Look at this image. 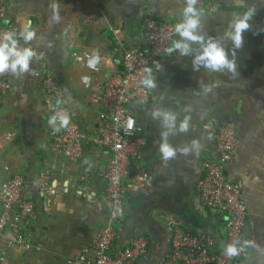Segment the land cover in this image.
I'll return each mask as SVG.
<instances>
[{"label":"crops","instance_id":"obj_1","mask_svg":"<svg viewBox=\"0 0 264 264\" xmlns=\"http://www.w3.org/2000/svg\"><path fill=\"white\" fill-rule=\"evenodd\" d=\"M52 3L60 6L61 21L55 24L49 19ZM212 5L218 10L213 11ZM183 6V0L6 1L7 17L1 24L18 34L25 27L35 31L31 42L20 41L22 47L43 53L30 68L53 76L85 141L78 164L56 153L50 136L56 131L48 122L51 104L39 80L27 73L11 74L10 92L0 96V188L22 177L21 197L33 203L36 219L25 228L28 249L12 248L6 237L0 238V264H69L90 247L110 213L102 173L111 155L91 141L99 125L103 89L122 70L114 61L125 50L146 49V22L158 19L177 24ZM197 7L204 11L203 32L216 38L228 30L233 14L255 7L251 28L236 50L237 76L227 71H193L192 57L176 52L153 62L157 87L149 89L150 104L128 108L138 135L146 142L141 161L144 176L124 181L128 190L124 215L110 252L143 236L149 240L148 251L135 264H159L171 253L175 224L196 235L207 234L223 246L225 215L202 205L196 188L204 162L216 158L211 125L234 122L239 145L228 175L242 185L248 213L245 240L253 242L246 248L245 259L236 264H264V0H200ZM225 47L231 50V43L225 42ZM94 50L100 56L96 70L87 66ZM85 76L90 77L88 84L82 79ZM201 84L215 87L205 96ZM186 107L191 112H185ZM158 108L177 113V125L184 116H191L187 133L173 128L168 136L171 147L188 146L190 154L178 151L175 158L162 160L157 142L167 129L151 116ZM193 140L202 146L198 152L191 148ZM84 168L92 171L86 182L81 181ZM87 259L92 260L91 253Z\"/></svg>","mask_w":264,"mask_h":264},{"label":"built area","instance_id":"obj_2","mask_svg":"<svg viewBox=\"0 0 264 264\" xmlns=\"http://www.w3.org/2000/svg\"><path fill=\"white\" fill-rule=\"evenodd\" d=\"M6 1L0 0V33L13 30L1 22L7 17ZM212 10L218 7L212 5ZM176 24L158 19H150L145 25L146 49L125 50L121 58L114 61L122 68L105 85L102 95V110L98 114L99 125L92 138L97 149H105L111 159L102 173L105 180V195L110 205L109 217L97 233L90 247L77 261L69 264H135L146 255L149 240L146 237L135 238L128 246L111 253V247L117 238L116 227L124 215V201L127 187L124 181L136 176H144L141 166L143 149L146 142L137 133L136 120L128 112L132 105L148 106L149 89L143 86L145 68H151L153 62L165 55L164 49L170 47L178 36L174 31ZM116 34V32H113ZM10 73L0 75V96L10 92L8 81ZM42 91L50 100L51 117L63 113L69 118L66 127L51 134L52 149L66 161L78 164L84 156L85 136L79 132L70 110L62 100V93L48 72H36ZM216 138L215 160L205 161L203 175L199 179L196 192L202 205L217 212L224 213L227 238L223 246L207 234H193L181 225L172 227L170 236L171 253L162 258L159 264H236L245 259L247 249L238 257L227 258L223 255L225 245L234 240H245L247 208L242 185L231 181L228 166L233 162L239 145L236 123L211 125ZM89 168H84L81 181L86 182L91 175ZM25 186L22 177L16 176L0 188V238L6 237L12 247L29 248L26 225L36 219L33 203L21 197ZM92 254V260L87 259Z\"/></svg>","mask_w":264,"mask_h":264},{"label":"clouds","instance_id":"obj_3","mask_svg":"<svg viewBox=\"0 0 264 264\" xmlns=\"http://www.w3.org/2000/svg\"><path fill=\"white\" fill-rule=\"evenodd\" d=\"M200 0H183V8L181 9V20L174 26V31L178 35V40H173L170 47H166L164 52L171 55L176 52L181 57H192L191 65L193 71L204 69L211 73H223L227 71L232 76H237L236 50L243 46V34L250 30L253 16L256 13L255 7H248L242 13L233 14L226 30L222 37L216 38L208 36L203 32L202 17L204 11L197 7ZM52 15L50 23H59L61 21L60 6L57 3L50 4ZM258 33H254L256 35ZM36 36L35 31L25 27L19 34L15 30H9L0 33V75L10 73L13 76H21L25 73L35 76L36 72L30 68L33 59H41L43 53H37L31 47H22L20 41L24 44L31 42ZM223 41V42H222ZM225 42L231 43V50H226ZM197 46V47H194ZM231 52V58L229 53ZM100 62L98 51H93L88 58L87 66L90 69L96 70ZM145 77L142 84L147 89H155L157 87L152 76V69L145 68ZM85 84L90 82V77L82 78ZM214 84H201L200 88L203 95H207L213 91ZM185 112H191L190 107L184 109ZM153 119L159 118L161 127L167 129L160 133L158 143V151L164 161L175 158L179 151L183 155L190 154L188 146L179 149L171 147L168 141V136L171 129L176 128L181 133H187L190 128L191 116L186 115L177 125V113L169 109L158 108L151 112ZM58 117L53 115L49 118V124L54 126V131H59L60 128L66 127L69 123V118L61 113L59 115V126H55ZM174 134V133H173ZM211 137L209 136V139ZM198 140L191 141V148L194 152H198L201 148ZM193 153V152H191ZM253 242L249 240H234L223 248V255L229 259L238 257L245 251Z\"/></svg>","mask_w":264,"mask_h":264}]
</instances>
